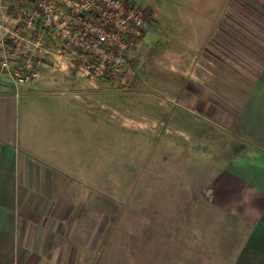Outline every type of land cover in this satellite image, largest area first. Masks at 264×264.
Returning a JSON list of instances; mask_svg holds the SVG:
<instances>
[{"label":"rangeland","instance_id":"1","mask_svg":"<svg viewBox=\"0 0 264 264\" xmlns=\"http://www.w3.org/2000/svg\"><path fill=\"white\" fill-rule=\"evenodd\" d=\"M129 1L148 13L153 27L128 50L127 69L117 80L92 85L72 72L76 82L71 89L79 100L70 103L67 95L54 99V115L59 108L60 117L50 125L46 113L41 134V148L49 157L43 162L47 174H75L77 185L93 189L91 206L70 236L67 221L60 218L56 229L61 241H54L60 249L44 257L29 250L21 264H233L240 244L234 236L245 230L237 216L215 208L212 191L239 143H233L236 132L229 129L224 98L215 94L213 74L218 77L220 70L229 80L235 71L228 60L218 70L207 59L204 98L189 96L181 77L188 66L182 51H195L190 37L196 42L202 30L213 26L223 0ZM234 9L252 10L246 18L236 16V25L248 26L255 44L264 42V2L239 0ZM237 59L244 61L243 53ZM189 66L193 70L197 65ZM46 98L36 104L49 106ZM213 100L222 103V114L214 120L209 113L219 108L212 107ZM63 113L70 117L67 121ZM182 185L189 191L182 192ZM66 211L73 215L78 209L62 213Z\"/></svg>","mask_w":264,"mask_h":264},{"label":"crops","instance_id":"2","mask_svg":"<svg viewBox=\"0 0 264 264\" xmlns=\"http://www.w3.org/2000/svg\"><path fill=\"white\" fill-rule=\"evenodd\" d=\"M20 1H5L7 9L3 25L8 30L13 29L15 20L18 21L14 9ZM238 1H221L220 16L213 21V26L202 30L203 36L196 42L190 37L191 48L195 51H182L187 61L183 65L188 66L181 70V77L187 80L186 93L189 96L199 94L204 98L201 93L206 60L211 58L212 65L218 70L228 61L232 64L231 72L235 71V74L229 80L225 76L222 78L220 70L218 77L213 74V79H216L218 88L215 94L223 97L222 102L227 105L229 129L236 132L233 143H239L240 147L234 149L229 163L219 172V180L213 186V200L216 209L223 207L237 216L239 225L245 230L234 236V240L240 239V244L239 248L233 249V264H264V42L255 44L250 39L249 27L238 28L236 25V16L246 18L252 13L251 9V12L241 10L238 13L234 9ZM20 5L30 7L27 0ZM260 16L264 19V12H260ZM151 27L153 22L149 29ZM6 42L10 45H0V58L8 55L12 61L20 63L22 53L15 49L11 52L13 42L9 39ZM225 48L230 50V55L226 56ZM240 53H243L244 61L237 59ZM224 60L228 61L225 63ZM189 62L197 65L195 69L192 70ZM36 66L38 79L23 87L18 94L9 79L0 74V264H21L28 260L24 256L29 250L37 251L42 257L51 256V250L62 247L54 243L61 241V234L56 229L60 218L67 221L66 234L70 236L76 230L78 219L86 217L83 212L90 208L93 200V189L88 185H77L75 174L64 170H58L53 177L52 172L47 174L43 162L49 157L41 148L45 114L52 119L49 124L54 125V119L60 117L59 108L58 116L54 115V99L60 101L63 95H67L66 101L75 103L79 98L75 89H71L76 81L71 77L73 71L69 63L59 59L54 51L39 58ZM237 70L243 73L244 79L238 76ZM80 79L93 84L82 77ZM226 81H229L228 89L226 86L222 88ZM57 91H61V95H53ZM44 95L48 96L49 106L37 105V100ZM212 103L213 108H219L209 113L214 120L217 113L222 114V103L214 100ZM198 107H195L196 111H200ZM186 113L193 114L192 111ZM63 116L66 121L70 118L65 113ZM200 121L210 125L205 120ZM181 190L188 192L189 188L182 185ZM42 194L47 197H41ZM71 208L78 211L73 215L67 211L62 213V210ZM200 262L198 260L197 264Z\"/></svg>","mask_w":264,"mask_h":264},{"label":"built area","instance_id":"3","mask_svg":"<svg viewBox=\"0 0 264 264\" xmlns=\"http://www.w3.org/2000/svg\"><path fill=\"white\" fill-rule=\"evenodd\" d=\"M6 0H0V45L13 42L20 63L0 58L16 94L38 79L36 62L54 51L78 77L93 83L117 80L127 69V52L152 24L148 13L129 0H27L15 7L13 29L3 25Z\"/></svg>","mask_w":264,"mask_h":264},{"label":"trees","instance_id":"4","mask_svg":"<svg viewBox=\"0 0 264 264\" xmlns=\"http://www.w3.org/2000/svg\"><path fill=\"white\" fill-rule=\"evenodd\" d=\"M6 43H7V42H6ZM7 44H8V43H7ZM9 45H10V44H8V46H9ZM13 48H14V47H12V49L10 50L11 52H13Z\"/></svg>","mask_w":264,"mask_h":264}]
</instances>
